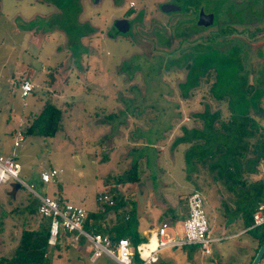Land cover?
<instances>
[{
	"label": "rangeland",
	"instance_id": "obj_1",
	"mask_svg": "<svg viewBox=\"0 0 264 264\" xmlns=\"http://www.w3.org/2000/svg\"><path fill=\"white\" fill-rule=\"evenodd\" d=\"M76 1L77 13L76 5L64 11V3ZM128 1L0 0V153L14 158L22 182L10 179L0 183V215L1 210L15 209L11 215L0 217V255L15 243L19 224L28 215L26 206L35 204L34 193L71 203L86 212H98L104 206L96 200L97 193L114 191V202L121 199L124 203L112 206L101 224L117 222L126 235L139 236L135 229L139 218L145 221L144 226L154 228L165 217L169 223L167 235L174 236L173 229L178 235L182 230L181 222L172 215L181 214L185 196L196 190L202 195L213 241L207 254L197 245L175 247L178 263L190 259L193 264H244L256 251L248 233L233 235L243 229L234 211L241 197L236 199L200 164L186 166L183 151L187 145L172 146V140L178 126L188 124L191 113L211 102L207 87L213 80L212 72L207 83L201 76L198 85L190 89L196 80L188 68L209 50L193 47L240 43L238 36H242L253 42L252 48L260 49L263 57H258L264 62V31L249 37L251 30L233 19L228 24L230 33L216 34L210 41L205 38L217 32L218 25L204 31H186L188 35L178 29L176 35L174 18L161 15L157 1L133 0L136 10L144 6L142 16L133 22L129 34L119 37L111 20L129 6ZM261 1L264 30V0H258V4ZM72 14L76 31L69 30ZM220 21H226L225 17ZM85 23L90 30L80 29ZM194 27H182L180 31ZM71 36L75 38L70 40ZM244 50L241 48L240 53L246 69L253 72L256 52L246 55ZM199 53L203 54L196 56ZM189 74L193 77L191 84L186 81ZM22 79L34 86L24 98L18 88ZM45 101L62 111L56 133L50 137L24 134L26 124ZM261 105L264 107V98ZM221 107L223 104L210 105L211 110ZM258 121L264 125V110ZM17 132L23 139L14 146ZM133 162L137 164L138 180L117 183V176ZM253 167L255 172L245 175L246 182L264 181V164L257 161ZM51 169L56 175L42 183L40 172ZM66 243V247L61 245L50 253V264H113L104 255L90 263L87 244L79 245L73 237ZM154 244L151 239L148 247ZM258 264H264V253Z\"/></svg>",
	"mask_w": 264,
	"mask_h": 264
},
{
	"label": "trees",
	"instance_id": "obj_2",
	"mask_svg": "<svg viewBox=\"0 0 264 264\" xmlns=\"http://www.w3.org/2000/svg\"><path fill=\"white\" fill-rule=\"evenodd\" d=\"M63 5L65 12L70 5L72 8L76 5V13L79 11L77 1ZM58 7L61 8L62 5ZM61 13L64 14L63 11ZM74 15L72 14L70 18L72 29L69 30L71 31L77 30ZM82 27L84 31L90 30L87 23L82 24L80 29ZM77 33L80 32L77 31ZM70 38L73 40L75 37ZM201 54L203 53L196 54V56ZM246 68L242 54L235 47L226 51L211 49L199 62L189 66L188 70H192L194 80H196L190 89L198 85L201 76L205 77L204 83H207L212 72L213 80L207 87L208 98L211 102L204 103L201 111L191 113L187 118L188 124L178 126V134L173 138L172 146L186 144L183 151L186 166L192 163L200 164L212 172L211 177L222 184L225 190L233 193L236 199L241 197L240 206H236L234 211L239 215L245 232L256 240V251L264 239V224L247 227L252 223V214L256 207L261 203L264 204V181L248 183L245 175L255 172L253 165L257 161L264 164V127L258 121L264 110L261 105L262 98H264V62L257 68L253 67V72ZM189 77L186 81L191 84L189 80L193 79L192 74H189ZM215 104H223L222 109L211 110L210 105ZM61 113L60 108L45 101L34 113L30 122L26 124L23 133L53 136L58 129ZM136 170L137 164L133 162L127 170L117 176V183L136 182L138 180ZM102 193L104 192L97 193V196ZM106 194H112L113 200L116 195L110 190H107ZM56 200L59 203L62 202L59 199ZM119 203L124 202L120 199L117 202L113 201V204H101L104 207L98 212L87 211L82 229L106 235L112 243H115L118 238H127L134 247L145 240L135 233L131 236L126 235L121 231L122 225L117 222L109 226L101 224V220L105 218L110 208ZM14 211V208L7 212L1 210V219L6 215H11ZM26 211L28 215L19 224L15 243L6 254L0 255V264H50V253L61 245L66 247L68 237L73 235V232L60 229L54 244H48L49 220L38 215L37 200L33 206H26ZM114 215L117 219L118 213L115 212ZM172 216L178 220L179 217L186 216V210L181 216L177 217L175 214ZM1 222L0 220V224ZM83 240V237L78 236L76 242L81 245L84 243ZM133 261L135 264L139 263L135 253Z\"/></svg>",
	"mask_w": 264,
	"mask_h": 264
},
{
	"label": "built area",
	"instance_id": "obj_3",
	"mask_svg": "<svg viewBox=\"0 0 264 264\" xmlns=\"http://www.w3.org/2000/svg\"><path fill=\"white\" fill-rule=\"evenodd\" d=\"M33 84L28 79H22L19 83V96L24 98L33 90ZM23 139L21 132L16 133L14 146ZM19 165L13 157L0 153V183L13 180L22 184L18 179ZM56 175V171L51 169L49 172L42 171L39 174L42 183L48 182L51 177ZM26 188L34 193L30 186ZM37 200V213L39 216L49 220L47 243L53 245L60 229L73 232V240L78 236L83 237L89 245L88 262L94 263L102 255L111 259L113 264H135L133 261L134 253L139 260L138 264H153L156 261V253L164 248H175L183 245H197L203 254L209 253V245L213 241L208 233V226L203 211L202 195L196 191H191L185 196L186 216L181 221L182 233L178 235L173 229L174 236L167 235L166 229L169 228L167 220L160 222L155 230L156 241L152 247L145 244H137L134 247L127 238H118L112 243L106 235L93 233L82 229V224L86 216V211L68 202L59 203L56 199L34 193ZM100 204H113L112 194L102 193L96 197ZM264 224V204H259L252 214V223L249 227ZM242 231H245L243 229Z\"/></svg>",
	"mask_w": 264,
	"mask_h": 264
},
{
	"label": "flooded vegetation",
	"instance_id": "obj_4",
	"mask_svg": "<svg viewBox=\"0 0 264 264\" xmlns=\"http://www.w3.org/2000/svg\"><path fill=\"white\" fill-rule=\"evenodd\" d=\"M157 1L156 9L157 11L165 16L166 18H174V25H175V33L178 35V29L180 33L186 34V31L196 32V31H204L208 30L214 26H219V30L217 32H213V34H207L205 40H213L214 35L216 34H228L231 31V25L229 26L233 19L235 20L234 23L240 24L242 26H246L251 30L249 37H254L258 34V32L264 31L262 30V12H263V1L261 4H258V0H155ZM129 6L125 7L121 14L117 17L112 18V25L114 27V23L116 20H125L128 25V29L125 33H116L124 37L129 34L133 27V22L138 21L142 16V7L143 5L137 7L133 0H129ZM163 4H170L175 8L169 11H163L161 9V5ZM134 5V7H133ZM135 13V15H134ZM234 14V15H233ZM220 17H225L226 21H220ZM232 18V19H231ZM231 19V20H230ZM224 22V23H223ZM227 25L226 27H224ZM194 27V30L185 29L180 31L183 27ZM191 28V27H190ZM115 29V27H114ZM116 31V30H115ZM117 32V31H116ZM247 35V34H246ZM115 36V35H112ZM229 37H235L230 35ZM240 43H222L221 46H215L214 44H196L193 48L198 49V47L203 46L204 48L217 49L219 51H226L231 47L237 48L238 52L241 51V48L245 47L244 52L246 55L250 51H254L256 57L258 58L255 61V68L256 66L262 64V60L260 61L259 57H263L262 52L258 48H252L253 42H248L242 36H238ZM249 44V45H248ZM250 48H248V46ZM256 45V44H255ZM256 47V46H255ZM221 48V49H219ZM200 50V49H199ZM196 50V51H199ZM208 50V51H209ZM194 51V50H191ZM259 56V57H258ZM244 58V56H242ZM245 65V60L243 61Z\"/></svg>",
	"mask_w": 264,
	"mask_h": 264
},
{
	"label": "crops",
	"instance_id": "obj_5",
	"mask_svg": "<svg viewBox=\"0 0 264 264\" xmlns=\"http://www.w3.org/2000/svg\"><path fill=\"white\" fill-rule=\"evenodd\" d=\"M13 184H15V186L17 187L16 183H13ZM184 207H185V202H184ZM185 210H186V207L184 208V210H181L182 212H181V214L179 216H181L183 214V212H185ZM183 218H184V216L183 217H179L178 220L181 222ZM139 220H140V218H139ZM139 220L136 222V226H135L136 228L135 229H136V232L140 233L139 237H141V238H143L145 240L144 242H141L139 244H145L146 242L150 243L151 239H154V241H156L155 230H156L157 227L152 228L149 225L144 226L145 225L144 224L145 221L140 222ZM163 220H167V219L165 217H161L160 218V222H162ZM141 221H142V219H141ZM146 224H148V223H146ZM147 226H149V227H147ZM242 230L238 231V232H235L233 235L247 233V232L242 231ZM249 239L251 241L250 242L251 246L253 247L255 245V248H256V240L253 239L250 235H249ZM84 244H87L88 251H89L88 243L84 241ZM183 246H186V245H183ZM191 246H192V244H191ZM251 256H250V259L248 261H246V263H244V264H249V262L251 261ZM262 256H263V254H262ZM156 258L157 259H156V261L153 264H180V263H178V252L175 251V248H171V250H169V248H164V249L158 250L157 253H156ZM185 260L186 261L184 262V264H193L192 260H191V262L189 261L190 259H185Z\"/></svg>",
	"mask_w": 264,
	"mask_h": 264
},
{
	"label": "water",
	"instance_id": "obj_6",
	"mask_svg": "<svg viewBox=\"0 0 264 264\" xmlns=\"http://www.w3.org/2000/svg\"><path fill=\"white\" fill-rule=\"evenodd\" d=\"M175 7L170 5V4H163L161 5V9L163 11H169V10H173ZM114 27L115 30L117 32L120 33H125L128 29V25L127 22L125 20H116L114 23ZM264 127V125H263ZM18 186V184H17ZM264 252V239L263 241L260 243V245L257 247V250L252 258V260L250 261L249 264H258L259 259L261 258L262 254Z\"/></svg>",
	"mask_w": 264,
	"mask_h": 264
}]
</instances>
